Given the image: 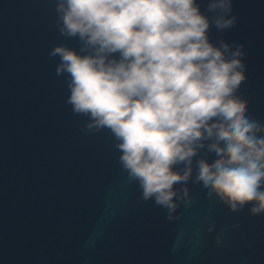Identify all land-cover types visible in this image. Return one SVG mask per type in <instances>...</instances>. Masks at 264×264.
Masks as SVG:
<instances>
[{"label":"water","instance_id":"water-1","mask_svg":"<svg viewBox=\"0 0 264 264\" xmlns=\"http://www.w3.org/2000/svg\"><path fill=\"white\" fill-rule=\"evenodd\" d=\"M56 0H0V264H264V212L230 211L188 177L165 208L145 200L107 129L65 101ZM203 9V4H202ZM233 100L264 124V0H233ZM181 166L177 165V169Z\"/></svg>","mask_w":264,"mask_h":264},{"label":"clouds","instance_id":"clouds-1","mask_svg":"<svg viewBox=\"0 0 264 264\" xmlns=\"http://www.w3.org/2000/svg\"><path fill=\"white\" fill-rule=\"evenodd\" d=\"M203 4V9H202ZM233 0H56L63 44L56 74L66 103L107 129L119 162L145 200L172 203L192 167L193 188L230 211L264 212V124L233 97L239 56L210 39L235 24ZM177 165L181 167L177 169Z\"/></svg>","mask_w":264,"mask_h":264}]
</instances>
